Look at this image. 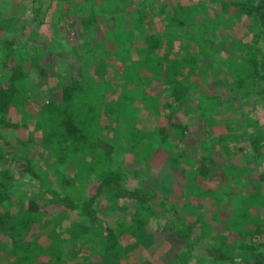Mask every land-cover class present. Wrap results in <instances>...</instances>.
<instances>
[{"label":"trees","instance_id":"1","mask_svg":"<svg viewBox=\"0 0 264 264\" xmlns=\"http://www.w3.org/2000/svg\"><path fill=\"white\" fill-rule=\"evenodd\" d=\"M88 1V30L116 4L130 6V17L111 15L112 30L119 34L108 35L138 45L136 60L118 72L133 89L91 70L84 75L75 58L64 64L49 54L43 64L29 67L22 63L23 48L10 38L1 41L0 252L9 255L7 264H101L90 259L95 251V257L108 255L118 264H163L169 247L165 242L160 253L153 231L179 246L172 264H187L193 256L195 264H264V173L249 168L264 152V0H171L156 11V0H97L95 10L96 0ZM40 2L35 0L33 20ZM221 17L227 28L238 23L245 32L234 39V55L227 58L207 36ZM84 36L79 46L91 55L85 44L93 38ZM227 63L230 77L221 69ZM29 77L42 86L50 77L56 81L45 92L36 91L22 87ZM147 80L163 89V107L147 91ZM240 101L258 110L255 118L241 112L239 118L249 129L259 123L262 129L244 139L243 148L231 147L224 155L211 138H228L227 112ZM135 102L150 109V116L163 110L166 122L143 131L132 114L126 126L118 123ZM173 143L178 147L167 151ZM184 144L198 153L187 156ZM8 145L11 150H5ZM16 150H32L31 158L11 155ZM126 150L132 153L124 159ZM157 151L168 152V178L153 176L150 161ZM46 157L54 172L46 170ZM153 178L157 182L146 190L143 184ZM87 183L95 186L91 193ZM181 198L187 205L177 204ZM99 210L111 215L110 223ZM120 213L127 217L120 219ZM68 221L64 232L78 242L70 254L40 246ZM147 251H155L150 260L142 255Z\"/></svg>","mask_w":264,"mask_h":264},{"label":"rangeland","instance_id":"2","mask_svg":"<svg viewBox=\"0 0 264 264\" xmlns=\"http://www.w3.org/2000/svg\"><path fill=\"white\" fill-rule=\"evenodd\" d=\"M167 1L171 0H156L157 4H155L154 7L155 11L159 9V7L163 6V3ZM191 2L196 4L198 3V0H191ZM34 3L35 0H0V46L2 40L9 38L13 39L19 49L23 48L24 57L21 58L22 63L29 65V67L30 65L32 67H35L37 64H43L47 55L53 54V56L51 55L53 58H57V60L60 62L63 61L64 64L68 61L74 60V58L78 59L81 72H83L84 75H86L87 72L91 70L95 73V76H98L99 78L107 77L108 75L109 77L114 78L113 82L118 79L123 84H125L126 82L127 84L129 83V81L126 80V82L122 81L120 75L125 71L127 67L123 66V63H127L129 65L131 61L136 60V51L134 50V48L138 45H130L127 40L124 41V44H121L117 42L114 38H111L108 34H119L117 31L112 30L113 28L111 27V25L114 24V21L111 20V15L117 17H121V15H127L128 17H130V6L122 7V5L116 4V9L112 13H107L106 19H97L95 27L91 29L89 28L88 30V17L90 15V10L92 9L89 5V1L87 2V0H41V2L36 5V9H38L39 11L38 16L35 20H33L32 11L35 7ZM98 3L99 2L96 0V7L94 8V10L97 8ZM225 20L226 19H224V17L217 18V20L215 21L217 25L214 26L213 24L211 28V33L207 35L210 39H213V41L215 42L214 44L218 45V48L221 52V58H227L229 56L234 55L236 49L234 39L237 37L242 38L245 33L244 29L237 25L238 23L235 24L234 27L231 26L230 28H227V23H225ZM152 24L157 25L158 22ZM127 26H130L129 22L127 23ZM97 30H99V32ZM102 32H104V34L106 33L105 36L102 35ZM32 33H34L35 36H32ZM84 35H87L89 39L93 38L91 44L88 41H86L85 44V47L87 45L89 46V51H91V55H87V53L84 55L86 49L79 46V38H85ZM243 40L245 42H248L247 38H244ZM34 54L36 55V58L30 61L31 58L29 57ZM221 69L223 72H225L224 74L229 75V77L232 75L231 63H227L226 65L221 66ZM118 72L121 73L118 74ZM191 79L194 80V78ZM55 81L56 79L54 77H50L48 81L45 82V84L46 86L52 87ZM146 82L150 84V89H148V87L145 85V82L141 83V86L144 89H148L147 91H149L151 96L157 97L159 103L163 107V101L165 99L163 95V89L154 81L147 80ZM46 86H42V83L41 85L35 84L31 77L27 78L25 81L22 82L23 88L29 89L30 87H32L36 91L44 89V87ZM129 86L131 89H133L132 85ZM45 91L46 89L43 90V92ZM242 104V101L235 102L234 106L236 109L233 111L231 108L227 112L229 115H231L230 125L232 128V130L226 135L228 138L222 140L219 139V135L215 134H213L211 138L212 140H216L219 143V146L224 149V155L228 150H230L231 147H235L236 150L243 148L245 145L248 144L247 142H245L244 139L248 138L249 141L253 138L254 131H260L262 129V123H259V125L253 129L247 128L246 123L239 118V112L243 113L245 117H249L248 119H252L256 117L258 108L253 106L242 107ZM108 109L109 107L107 106H104L102 108L103 120H101V122L104 125H107L108 122V118H105ZM150 113V109L146 108L143 105H140L138 102H135L128 105L125 110L119 115L118 123L123 126H126L132 114L139 116V121L136 127L143 131H148L153 125H162L166 122V119L162 114L163 110L162 113H155V117L150 116ZM176 118L178 120L185 119V117L182 115H179V117L177 116ZM114 122L115 121L110 120L109 123ZM234 135H236L237 137L232 138V136ZM177 147L178 144L173 143L172 146L167 147V151L171 149H176ZM11 149L12 145H8L5 148V150ZM181 150H184L185 154L189 157H194L198 153L197 149L188 144L182 145ZM30 152H32V150ZM30 152L24 150H16L11 155L14 154L17 157H20V159H25L29 157ZM129 153H132L131 150H126L124 154L125 157L123 156V158L125 159L126 157H129ZM167 153L168 152L162 151H157L154 153L153 158L150 161L152 171L154 172V177H161V175L163 174L164 177L168 178L170 172L167 165L165 164V157L167 156ZM220 157H222V154H220ZM29 158H31V156ZM45 160L47 161L46 170H48V172L50 173L54 172L53 163L49 161L48 157H46ZM220 165H222L221 162ZM226 165L227 164L225 163V166ZM70 168L72 169V166ZM249 168L255 169L259 173H264V152L261 155L256 156L255 159L249 162ZM222 177L223 173L219 171V180ZM169 178L171 182L175 181L174 176L170 175ZM155 180L156 178H153L151 182L146 181L143 184L146 190L153 187L154 183L157 182ZM94 189L95 186L92 183H87V193H91ZM178 189L179 188L176 187V190ZM187 202V200L181 198L179 199L177 204L187 205ZM129 209L130 208L128 207L127 210ZM99 212L105 222L110 223L111 215H106L100 210ZM124 216L127 217V215L124 213H120L118 215L120 219ZM68 224L69 221L66 224L60 225V227L56 229L58 234L55 235L52 240H45L44 242L39 243L40 246L47 250H56L60 248L70 254L73 251V246H77L78 242L77 240L70 238L66 234V232H64ZM39 236L40 238L42 237L44 239L42 235ZM153 236L156 245L160 248V253L162 251L161 247L164 246L165 242L166 244H168L169 253L162 257L161 260L163 264H172L174 256H176V254H178V252L180 251L179 246L171 244L170 241H167L159 237L158 235H155L154 231ZM87 252L88 251L84 247H82L81 255H86ZM95 253L90 258L92 262L100 261L101 264H118L117 259L113 257L106 255L100 259L95 257ZM154 254L155 251H147L142 255L145 257V259L150 257V260L151 256H153ZM8 259L9 255L7 253L0 252V264H7ZM197 260L198 259L193 256L187 261V264H195L197 263Z\"/></svg>","mask_w":264,"mask_h":264}]
</instances>
